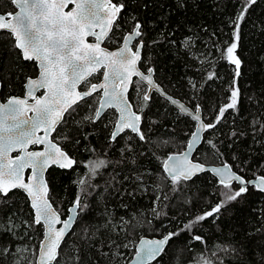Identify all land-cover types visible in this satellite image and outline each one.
Returning <instances> with one entry per match:
<instances>
[{
  "label": "snow or ice",
  "instance_id": "snow-or-ice-1",
  "mask_svg": "<svg viewBox=\"0 0 264 264\" xmlns=\"http://www.w3.org/2000/svg\"><path fill=\"white\" fill-rule=\"evenodd\" d=\"M137 2L142 8L146 9L149 6L148 0H137ZM5 3L17 10L7 11L4 9ZM256 3L257 0H239L237 12L231 20L232 31L229 41L224 42L223 48L216 45L220 51L219 59L233 66L232 80L229 85L228 102L219 107L213 122L206 123L202 118L200 104H193L190 109L180 100L167 95L154 79L156 69L151 65L145 66L142 52L149 45L145 41L144 22L135 14L129 15L126 19L121 15L127 7L124 0H117L115 3L113 0H3L0 2V9H4L0 10V31L8 32L15 49L14 64L8 71L17 80L21 76L24 77L23 96L10 95L0 102V210L9 205L10 194L20 190L26 194L32 209L31 222L24 220L22 222L24 227L32 229L39 225L44 230L38 248H20L14 244L0 246V264L5 256L16 254H20V259L15 260L14 264H21V261H27V264H64L65 255H67V264H101L102 258L105 264H120V260L124 258L125 254L121 249L127 248L128 244L118 241L127 222L120 217L118 224L113 223V214L107 207L101 216V219H106L107 222L96 226L90 234L88 228H85L83 232L86 243L74 252L67 254L64 252L66 237L75 233L73 226L83 224L84 216L92 210L88 198L92 197L93 193L102 198L103 193L112 186V181L120 183L117 180L119 175L117 173L106 181L107 186L101 191V185L93 184L92 181L100 175L102 169H107L112 161L97 158L81 162L78 158L69 155L70 151H77L76 146L80 145V140H71L69 135L61 136L60 132L63 130L62 126L74 119L73 114L82 104L87 105L91 111V115L83 117V121L88 123L96 124L102 121L107 113L108 122L104 127L110 129L107 137L108 148L121 140L125 144L120 148L119 163L126 162L127 158L124 155L126 151H132L129 144L132 136L129 133L135 134L138 141L147 143L148 138L142 130V125L144 110L152 100V93H160L170 104L177 106L181 114L187 115L194 122V130L182 146L184 150L167 153L160 162L157 172L158 183L153 186L156 196L151 209L157 218L167 215L157 210V202L171 198L167 192L161 195L165 182L170 185L169 191L175 195L187 182L207 172L213 175L219 189L218 193H213L219 198L210 210L189 219L177 230L160 234L159 238L141 236L136 245L132 264H150L152 261H157L165 254L170 241L184 232L189 233V244L199 242L201 245H206L204 235L195 232L198 225L211 219L213 225L220 231L218 221L224 211L234 203L242 202L250 188L264 193V174L254 171L250 178H246L247 174L239 165L233 170V165L223 160V153L220 152L217 144L202 135L216 129L226 119V113L229 111L235 113L240 111L242 91L239 78L242 76L244 64L240 55L243 42L242 24ZM176 4L177 9L185 8L187 0H176ZM69 5L72 7L69 8ZM122 24L127 31H123ZM178 30L179 26L169 32L165 25V30L159 33L160 39L152 43L167 42L175 45L176 40L172 37ZM117 33L122 34L119 36L120 46L116 50L102 47L105 43H115ZM88 37L94 38V42L89 43ZM195 43L196 40L192 35L185 36L180 41L186 54L193 60H197L196 53L192 52ZM200 56L203 57L199 60L201 65L205 62L211 63L204 53H200ZM25 63L33 65L31 74H25ZM141 66H144L143 71ZM101 69H103L102 80L99 83H91L90 80L95 78ZM2 72L3 68L0 66V73ZM133 77L138 79L134 81ZM215 78H218L215 70L207 72L208 80ZM189 83L194 90L197 89L195 80H190ZM4 84L3 75L0 74V88H3ZM80 86L85 90H78ZM130 88H134L137 95L142 93L141 99L145 102L143 107L134 106L129 98ZM41 90H44L43 93L37 95ZM90 97L91 103H89ZM93 103L96 104L94 108ZM109 109L115 110L114 117L108 112ZM76 123L79 124L80 121ZM249 130L254 142L264 141V115H252ZM41 131L43 135L38 134ZM53 133H56V139L52 138ZM229 135L238 138L245 136L246 133L233 129ZM84 138L87 139V135ZM62 141L65 142L64 147L61 146ZM69 141L71 147L66 151L65 147H68ZM162 144L167 145L168 141L164 140ZM204 144L212 151L214 157L222 161L219 166H209L201 162L198 156H194ZM30 146L33 150H30ZM86 150L96 151L94 148ZM107 151L108 149H105V155ZM13 152L17 155L13 156ZM140 154L145 155L144 152ZM232 159L233 161L237 159L235 154ZM81 163L86 171L74 181L78 191L67 211L62 212L58 206L54 207L55 202L50 197L44 174L51 166L71 170ZM131 163H136L135 155L131 157ZM261 171H264V166ZM146 174L148 173L133 169L129 175L123 177V180L136 182L147 191L144 181ZM251 211L255 219L250 222V230L245 229L243 241L237 240L235 236L221 240L214 244L215 250L211 252V257L204 256L203 252L198 255L194 253L188 264H232L228 257L233 253L236 254L237 259L241 253L246 256L248 244L252 245L253 251L258 249L261 253L254 264H264V209H251ZM4 215L6 224L0 222V234L11 235L15 239V230L20 227L13 219L15 212L11 214L5 212ZM161 227L167 225L162 224ZM200 230L202 231V228ZM24 235L28 236L29 233L25 231ZM93 251L95 257L89 258V254ZM28 252L35 257L34 260H29L24 255Z\"/></svg>",
  "mask_w": 264,
  "mask_h": 264
},
{
  "label": "trees",
  "instance_id": "trees-1",
  "mask_svg": "<svg viewBox=\"0 0 264 264\" xmlns=\"http://www.w3.org/2000/svg\"><path fill=\"white\" fill-rule=\"evenodd\" d=\"M113 1L117 2V0ZM124 2L127 7L121 15L126 19L129 15L135 14L144 22L145 41L149 46L143 50L142 55L145 57V66L151 65L156 69L154 77L157 83L169 94L181 99L189 106L200 104L202 118L206 122H213L219 107L228 102L233 71V66L219 59L220 51L216 45L223 48L224 42L229 41L232 31L231 20L237 12L239 0H187L186 7L179 9H177L176 0H148L149 6L146 9L140 7L137 0H124ZM4 9L10 11L13 10V7L5 3ZM165 25L169 32L179 26V30L175 31V35L172 37L176 40V44L172 45L167 42L153 44V41L160 39L159 33L165 30ZM122 29L127 31L123 24ZM262 29H264V0H257V3L250 9L246 21L242 24L243 42L240 55L244 64L242 76L239 78V86L242 91L240 111L239 113L229 111L226 113V119L216 129L205 132L203 135L206 139H212L217 144L220 152L223 153V160L232 164L234 170L239 165L247 174L246 178H250L254 171L264 174V171H261L264 166V141L254 142L249 130L251 116L264 115V31ZM121 34L117 33L115 43L107 44V46H118ZM189 35L194 36L196 40L192 52L196 53L197 60L191 59L180 44L181 39ZM14 51L8 32L0 31V66L3 68V72L0 74L3 75L5 81L4 87L0 88L2 99L9 95H22L24 92L22 84L24 77L21 76L17 80L8 71L9 67L14 64ZM200 53H204L211 63L205 62L201 65L199 60L203 57L200 56ZM141 68L144 70V66ZM32 69V64L25 63L26 75L31 74ZM212 70H215L218 78L208 80L207 72ZM96 78L97 75L92 79ZM190 80H195L197 89L194 90L191 87ZM136 92L134 88H131L129 98L134 106L143 107L145 102L138 99ZM94 95L98 96L99 94ZM91 102L92 98L90 97L89 103ZM95 105L93 103L92 107L94 108ZM108 112L112 113L114 117L113 109H109ZM90 113L87 105L82 104L73 114L74 119L62 126L63 130L60 135L67 134L71 140H80V145L76 146L77 151H70L69 155L78 158L81 162L97 158L112 161L108 168L102 169L100 175L92 181L93 184L101 185V191L103 187L107 186L106 181L117 173H119L117 180L120 183L112 181V186L108 187V191L103 193L102 198L95 193L88 198L92 210L84 216L83 224L73 226L75 233L66 237L63 246L64 252L65 254L74 252L86 243L83 232L85 228H88L90 234L96 226L107 222L106 219H101L103 210L107 207L113 214V223L118 224L120 217H123L127 222L118 241L128 244L127 248L121 249L125 255L120 260V264H126L139 237L159 236L170 230H177L189 219L210 210L219 198L213 193H218L219 189L213 175L207 172L197 176L193 181L187 182L182 190L175 195L169 191L170 185L165 182L161 195L167 192L171 198L157 202V210L167 214L157 218L151 209L156 196L153 186L158 183L157 172L160 162L167 153L179 152L183 149L182 146L187 142L189 134L194 129V122L187 115L181 114L165 98L157 93H152V100L148 102V107L144 110L142 125V130L148 138L147 143L138 141L135 134L129 133L132 136V141L129 142L132 151H126L124 154L127 158L126 162L119 163L121 160L120 148L125 146L124 141L121 140L113 144L109 149L107 137L110 129L104 127V124L108 122L107 113L105 118L96 124L83 121V117ZM77 121L80 123L77 124ZM233 129L245 132L246 135L238 138L230 137L229 134ZM85 135H87V139L84 138ZM52 137L56 139V133H53ZM164 140L168 141L167 145L162 144ZM229 145L231 146L229 147ZM61 146L64 147L65 142L62 141ZM69 147H71V141L68 142V147H65V150L67 151ZM93 148L96 150L95 152L86 150ZM105 149H108L106 155ZM141 152H144L145 155H141ZM234 154L237 157L235 161L232 159ZM133 155L136 158L135 164L131 163ZM194 156H198L201 162L207 164L222 163L219 158L212 155V151L206 144L202 145ZM133 169L148 173L144 176L147 191H144L136 182L123 180V177L129 175ZM85 171L83 163L71 170L56 167L48 169L46 180L50 197L55 202L54 206H59L62 212L67 211L78 191L74 181ZM89 191L92 190L89 189ZM10 196L9 205L0 210V222L6 224L5 212L8 214L15 212L13 219L20 227L15 230V239L11 235L0 234V246L14 244L20 248L35 249L42 237V227L37 225L32 229H26L22 222L28 220L30 223V214L32 213L28 200L19 190H15ZM251 209H264V193L252 188L249 189V193L242 202L234 203L224 211L218 221L220 231L213 225L211 219L197 226L195 232L204 235L207 241L206 245H201L199 242L189 244V233H181L178 238L170 241L165 254L150 264H188L194 253L198 255L203 252L204 256L211 257V252L215 250L214 244L221 240L235 236L237 240L243 241L245 229L250 230V222L255 219ZM162 224L167 227H161ZM25 231L29 233L28 236L24 235ZM246 251L248 253L246 256L241 253L237 259L236 254L233 253L228 259L232 261V264H254L255 259L261 255L258 249L252 250L251 244H248ZM24 255L29 260L34 258L31 252L24 253ZM94 257L95 252L93 251L89 254V258ZM19 259L20 254L5 256L2 264H14V261ZM21 264H27V261H21ZM64 264H67V255L64 256ZM101 264H105L103 258Z\"/></svg>",
  "mask_w": 264,
  "mask_h": 264
},
{
  "label": "water",
  "instance_id": "water-1",
  "mask_svg": "<svg viewBox=\"0 0 264 264\" xmlns=\"http://www.w3.org/2000/svg\"><path fill=\"white\" fill-rule=\"evenodd\" d=\"M114 2V1H113ZM115 3V2H114ZM72 7V5H69V8H71ZM15 10H17V9H14V11ZM68 9H65V11H67ZM6 32V31H5ZM87 41L89 42V43H92V42H94V38H92V37H88L87 38ZM118 46H120V44L118 45ZM118 46H116V47H108V46H106V45H104V44H102V47H107V48H109V50H116V48L118 47ZM141 71H143V69L141 68ZM100 73V78L98 79V81H96V82H91V83H99L101 80H102V78H103V69H101V71L99 72ZM98 74V73H97ZM137 80L138 78L137 77H133V80ZM154 79H155V77H154ZM78 90H85L84 88H83V86H80L79 88H78ZM43 91L44 90H41L40 92H38L37 93V95H41L42 93H43ZM129 91H130V89H129ZM165 91V90H164ZM166 92V91H165ZM167 93V92H166ZM23 94H24V92H23ZM23 94L22 95H19V96H23ZM158 95H160L161 97H163L164 98V96H162L160 93H157ZM167 95H170V94H168L167 93ZM10 96V95H9ZM170 96H172V95H170ZM174 99H178V98H176V97H174V96H172ZM3 100L4 99H2L1 98V96H0V102H3ZM179 100V99H178ZM181 101V100H180ZM31 102V101H30ZM182 102V101H181ZM183 103V102H182ZM172 105V104H171ZM186 105V104H185ZM174 106V105H173ZM187 107H189L190 109L192 108V106H188V105H186ZM175 108H177L178 109V107L177 106H174ZM115 111V110H114ZM178 111H179V109H178ZM194 130V129H193ZM39 135H43V132L41 131L40 133H38ZM53 138V137H52ZM42 147V146H41ZM30 150H33V148H32V146H30ZM184 150V149H183ZM182 150V151H183ZM12 155L13 156H15V155H17V153L16 152H13L12 153ZM221 163H217V164H208L209 166H219ZM51 167H56V168H59V167H57V166H51ZM50 168V167H49ZM48 168V169H49ZM60 169V168H59ZM68 170V169H67ZM48 171V170H47ZM47 171L45 172V179H46V173H47ZM211 174V173H210ZM212 175V174H211ZM26 176H27V172H26ZM47 181V180H46ZM20 191V190H19ZM22 192V191H21ZM24 195H25V197L27 198V196H26V194L24 193V192H22ZM27 200H28V198H27ZM28 203H29V206H30V202H29V200H28ZM55 207V206H54ZM70 207V206H69ZM31 208V207H30ZM32 210V209H31ZM63 218V217H62ZM57 227H59V225H57ZM43 232H44V230H43V228H42V237H41V239H40V241L43 239ZM144 237H147V238H159V236H144ZM140 238V237H139ZM139 238H138V240L136 241V243H135V246H134V251H133V253H132V255H131V257H130V259L126 262V264H132V261H133V257H134V254H135V250H136V245L138 244V241H139ZM40 241H39V244H40ZM39 246V245H38ZM153 262V261H152ZM151 263V262H150Z\"/></svg>",
  "mask_w": 264,
  "mask_h": 264
},
{
  "label": "rangeland",
  "instance_id": "rangeland-1",
  "mask_svg": "<svg viewBox=\"0 0 264 264\" xmlns=\"http://www.w3.org/2000/svg\"><path fill=\"white\" fill-rule=\"evenodd\" d=\"M10 11H14V9L13 10H10ZM106 45H107V43H106ZM97 75V78H98V76H99V78H100V74H96ZM97 78L95 79L96 81H98L97 80ZM95 80H93V79H91L90 80V82H96ZM131 89V88H130ZM136 94H137V92H136ZM141 96H142V93L140 94V95H137V97H138V99L140 100L141 99ZM95 107H96V105H95ZM90 115H91V113H90ZM183 150V149H182ZM229 163V162H228ZM234 170V169H233ZM59 207V206H58ZM59 209L60 210H62L60 207H59ZM35 259V257L33 258V259H31V260H34Z\"/></svg>",
  "mask_w": 264,
  "mask_h": 264
},
{
  "label": "bare ground",
  "instance_id": "bare-ground-1",
  "mask_svg": "<svg viewBox=\"0 0 264 264\" xmlns=\"http://www.w3.org/2000/svg\"><path fill=\"white\" fill-rule=\"evenodd\" d=\"M167 92V91H166ZM168 93V92H167ZM169 94V93H168ZM171 95V94H170ZM177 98V97H176ZM179 99V98H178ZM179 100H181V99H179ZM182 101V100H181ZM184 104H186L184 101H182ZM186 105H188V104H186ZM189 106V105H188ZM177 109V108H176ZM178 110V109H177ZM206 122V121H205ZM206 123H209V122H206ZM202 135H204V133H202ZM182 151V150H181ZM195 154V153H194ZM167 233V232H166Z\"/></svg>",
  "mask_w": 264,
  "mask_h": 264
},
{
  "label": "flooded vegetation",
  "instance_id": "flooded-vegetation-1",
  "mask_svg": "<svg viewBox=\"0 0 264 264\" xmlns=\"http://www.w3.org/2000/svg\"><path fill=\"white\" fill-rule=\"evenodd\" d=\"M104 45H106V44H104ZM107 46V45H106ZM116 47V46H115ZM112 48V47H111ZM98 74H100V73H98ZM39 245V244H38ZM38 248V247H37Z\"/></svg>",
  "mask_w": 264,
  "mask_h": 264
}]
</instances>
